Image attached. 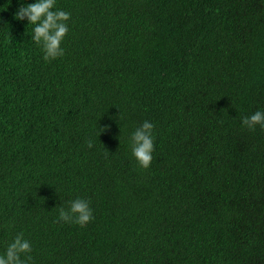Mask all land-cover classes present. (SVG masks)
I'll return each instance as SVG.
<instances>
[{
  "label": "trees",
  "instance_id": "16d2710c",
  "mask_svg": "<svg viewBox=\"0 0 264 264\" xmlns=\"http://www.w3.org/2000/svg\"><path fill=\"white\" fill-rule=\"evenodd\" d=\"M33 2L0 0V253L23 232L31 264H264V129L240 123L264 109V0H57L50 62L13 18ZM77 197L94 219L57 223Z\"/></svg>",
  "mask_w": 264,
  "mask_h": 264
},
{
  "label": "clouds",
  "instance_id": "9594fccd",
  "mask_svg": "<svg viewBox=\"0 0 264 264\" xmlns=\"http://www.w3.org/2000/svg\"><path fill=\"white\" fill-rule=\"evenodd\" d=\"M6 5L8 7V4ZM13 18L17 21L26 20L27 27L32 26L30 40L40 49L45 62L64 56L65 50L61 45L69 32L68 22L71 16L69 12L57 7V0H34L33 3H20ZM240 123L249 131H254L257 126L264 129V109L258 108L253 113L241 117ZM109 127L108 125L96 127V136L99 137L106 133ZM154 129L153 122L144 120L128 136L127 142L131 156L143 169H148L153 159ZM86 144L89 149L94 147L91 139L87 140ZM57 211V223L74 224L83 228L94 219L91 202L80 197L68 201L66 206L58 207ZM31 252L30 240L25 238L23 232H18L0 253V264H31Z\"/></svg>",
  "mask_w": 264,
  "mask_h": 264
}]
</instances>
